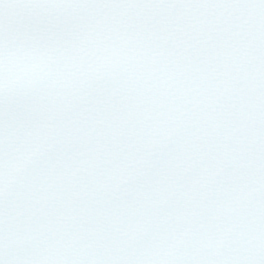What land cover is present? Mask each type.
I'll list each match as a JSON object with an SVG mask.
<instances>
[{"label":"snow or ice","instance_id":"6c2138e0","mask_svg":"<svg viewBox=\"0 0 264 264\" xmlns=\"http://www.w3.org/2000/svg\"><path fill=\"white\" fill-rule=\"evenodd\" d=\"M0 264H264V0H0Z\"/></svg>","mask_w":264,"mask_h":264}]
</instances>
